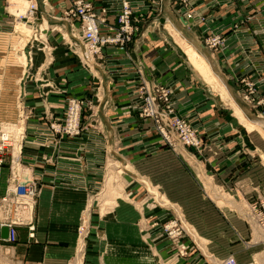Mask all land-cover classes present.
I'll use <instances>...</instances> for the list:
<instances>
[{
	"label": "crops",
	"instance_id": "obj_1",
	"mask_svg": "<svg viewBox=\"0 0 264 264\" xmlns=\"http://www.w3.org/2000/svg\"><path fill=\"white\" fill-rule=\"evenodd\" d=\"M11 1L28 0H0V126L16 123L17 108L20 104L24 106L28 116L21 151L22 180L35 181L39 187L34 208V238L28 237L26 227L17 228L16 242L10 247L14 264H70L76 258L75 249L81 242L78 226L90 196H96L101 189L108 162L140 163L167 153L181 164L200 163L206 179L224 194L231 195L237 206L264 199V160L259 157L250 161L244 155L248 141L235 135L241 129L230 119V110L226 111L224 105L228 102L234 108L232 100L247 121L264 123L239 96L240 79L254 83L264 79V0H191V9L205 16V26L182 22L184 9L178 0H156L154 5L149 0H131L134 13H149L147 23L126 49L105 47L102 58L90 70L70 51L78 38L77 28L61 19L73 0H47L45 7L42 0H37L40 12L36 22L27 27L23 23L17 25L25 28L27 35L16 32V13L10 12ZM84 1L93 4L98 15L101 8L108 7L106 25L115 24L118 0ZM37 26L42 33L32 43V65L21 68L12 57L20 55L25 65L29 50L26 38L30 29ZM207 28L224 36V49L212 52L201 46ZM175 33L204 53L201 54L231 99L214 79L207 80L196 70L203 79L197 75L186 61ZM46 50L50 51V60ZM138 68L149 83L173 89L176 113L187 119L204 143L201 154L190 150L180 157L161 146L151 124L138 119L133 97ZM68 97L90 98L99 125L86 117L84 124L89 122L91 126L86 132L76 138L55 140L58 142L55 144L47 141L45 120L48 115L61 119ZM244 128L247 133L257 131ZM8 179L6 158L0 166V196L6 192ZM216 199L223 201L222 197ZM172 205L171 210L180 213L189 225L186 242L192 250L187 264H203L195 218L179 204ZM128 208L124 222L110 223L108 232L114 247L117 239L131 241L132 228L125 225L132 226L133 216H140L132 204ZM215 208L222 221L217 223L222 226V233L214 241L210 237L211 243H220L212 248L214 255L225 259L232 253L237 264L260 261L264 264V231L248 226L237 207L216 205ZM164 214L158 209L144 225L145 244H150L158 256L166 255L170 248L160 236L159 228L153 226L160 225ZM118 224L119 229L111 227ZM137 225L134 224L135 228ZM226 228L235 235L234 246H230L234 239H229Z\"/></svg>",
	"mask_w": 264,
	"mask_h": 264
},
{
	"label": "built area",
	"instance_id": "obj_2",
	"mask_svg": "<svg viewBox=\"0 0 264 264\" xmlns=\"http://www.w3.org/2000/svg\"><path fill=\"white\" fill-rule=\"evenodd\" d=\"M118 1L119 6L115 14L114 25H106L108 7L101 8L100 15H98L93 4L84 0H73L71 6L61 15L63 21L77 28L78 38H75L76 41L70 46V51L89 70L96 67V61L102 58V50L105 47L126 49L148 21L149 13L145 11L133 12L131 0ZM178 1L184 9V16L181 17L182 22L186 25H206L205 16L201 13L197 14L191 9V0ZM149 2L154 5L157 1L149 0ZM41 5L45 7L47 0H42ZM39 12L37 0H28L24 12L16 15L17 24L20 22L26 27L27 24H34ZM234 28H237V24L234 25ZM41 33L42 30L39 26L30 29V35L26 38L29 50L25 57V67L32 65V43L40 39ZM203 34L205 35L201 44L203 48L212 52L224 49L223 35L209 31L208 28L204 30ZM45 49L46 47L43 48V50ZM45 55L50 60V51L46 50ZM136 74L138 80L133 97L138 119L152 125L161 146L176 154L188 153L190 150L201 154L204 143L187 119L176 113L172 100L173 89L149 83L143 77L140 68L136 70ZM239 83L241 85L239 94L241 101L248 105L260 120L264 121V79L259 83H254L243 78ZM92 108L93 102L90 98L68 97L65 100L61 119L56 120L51 115L46 117L47 141L55 143V140L79 137L91 127L89 122L84 124L83 119L86 117L99 125L97 117L92 113ZM17 109V122L12 126L0 129V166L5 163L6 158L9 159L8 185L5 194L0 196V244L4 248L7 247L6 245H13L16 242L18 227H26L28 237L31 239L34 238L36 228L34 208L39 187L35 181L25 182L22 180L21 151L28 114L21 104ZM156 204L165 214L160 225L154 224L153 226L159 228L160 236L167 241L169 247L174 245L180 249L177 252L181 255L185 251L183 244L189 238V234L183 228L185 220L180 213L173 212L170 207L158 202ZM246 217L250 226L264 231V199L258 198L248 203ZM85 221L83 216L82 224L86 223ZM3 228L7 229L5 239L1 237ZM216 264L237 263L232 256H229Z\"/></svg>",
	"mask_w": 264,
	"mask_h": 264
},
{
	"label": "rangeland",
	"instance_id": "obj_3",
	"mask_svg": "<svg viewBox=\"0 0 264 264\" xmlns=\"http://www.w3.org/2000/svg\"><path fill=\"white\" fill-rule=\"evenodd\" d=\"M17 3L15 5L16 8L21 5L18 1ZM19 28L22 31L24 29L23 27ZM21 30L18 32L20 33ZM22 31L20 34H26ZM194 50L204 58L201 54L203 52H200L197 48H194ZM12 58L15 59L21 68L25 66L20 55L15 54ZM186 61L189 62L188 59ZM206 62L208 64L207 60ZM193 69L196 72L197 68L193 67ZM197 75L201 77L199 73ZM227 103L224 102L226 106L225 110H230V119L234 120V123L238 124L241 129H238L239 132H236L235 135L241 137L243 141H248L245 142L244 155L250 157V161L259 157L263 161L264 132L258 129L257 131L261 134L257 133V131L247 133L244 130V127H246L245 123L239 121L235 109ZM12 125L13 123L6 124V126ZM3 126L5 127V125ZM3 126H0V129ZM254 145L258 147L255 148L253 147ZM177 155L183 157L180 153ZM185 162L186 165L181 164L170 154L164 153L147 158L140 163L132 164L128 161L122 162L121 160L107 163L105 182H103L98 194H95L96 196H90L88 207L83 214L86 223L82 224L81 220L78 226V237L79 240L81 237V242H78L75 249L76 258L70 264H187L192 246H189L186 241L183 244L185 245V251L181 255L177 252L180 249L173 245L166 251V255L158 256L150 244H145L143 238L144 225L160 209L156 204L157 202L166 207H173L172 204H179L185 212H191L198 224L197 242L198 247L203 251L204 256L201 254V258L204 261L203 264L222 262L224 259H218L212 251V248L219 246L220 243L214 244L210 242V237L214 241L222 233V226H218L217 224L222 223V221H220L216 214L218 209L215 206L218 205L221 208L230 205L231 207L239 208L238 212L242 219L248 223L246 217L248 203L245 202L237 206L236 200L231 195L224 194L221 191L222 189L215 187L211 181L206 179L200 163ZM217 197H222L223 202L225 201L224 204H219L216 199ZM131 204L134 207V211H137L140 215L139 218L133 216L132 226L121 223L132 228V235L129 236L131 241L124 242L117 239V246L114 247V241L111 240L108 232L110 230V223L112 221H116L117 223L124 222L126 220L125 211L129 209L128 207ZM112 223L114 224V222ZM134 224H139L140 226L137 225L135 228ZM111 227L119 229L120 226L118 224ZM183 228L190 234L189 225L186 221H184ZM226 230H229V239H234L231 240L230 246H234L236 242L235 235L230 228H226ZM208 238L209 241L205 242L204 239ZM80 243L84 246L81 251ZM6 246L5 248L1 247L0 244V264H14L12 261L13 254H10V247L12 245ZM198 252L201 253L200 251ZM230 256L233 257L234 255L230 253ZM256 264H262V261Z\"/></svg>",
	"mask_w": 264,
	"mask_h": 264
},
{
	"label": "bare ground",
	"instance_id": "obj_4",
	"mask_svg": "<svg viewBox=\"0 0 264 264\" xmlns=\"http://www.w3.org/2000/svg\"><path fill=\"white\" fill-rule=\"evenodd\" d=\"M19 4H21L20 6H18L16 8V3L17 1H11V6L12 8L10 9V11L16 13V15H19V14H22L25 10V7H26V3L22 2V1H18ZM18 4V3H17ZM15 6V7H13ZM20 23V22H19ZM18 25V24H17ZM24 25V24H23ZM18 28V26H17ZM19 29V28H18ZM17 30V29H16ZM20 30V29H19ZM18 30V31H19ZM21 32V31H20ZM24 33L27 34V30L24 28L23 31ZM25 34V35H26ZM175 37H176V40L177 42L180 44V46L182 47L187 59L189 60V63L195 67V69L197 71H199L201 73V75L203 77H205L207 80H210V79H214V81L219 85V87L228 95V97L231 99V97L229 96V93L227 91V88L223 87L222 85H220V81H219V78L217 76L214 75L213 71L211 70V66H209L206 62V60L200 56L192 46L188 45V43L182 38L180 37L177 33L174 34ZM216 70V69H215ZM224 88V89H223ZM232 102V106L234 107L235 111H236V114L238 115L239 117V120L242 122L245 123L246 127H247V130L250 132V131H253V130H262L264 132V123L263 122H258V121H247L244 117V114L242 113L241 110L238 109V107H236L235 103H233V101L231 100ZM264 137V136H263ZM111 171V170H110ZM111 182V181H110ZM108 183V181H107ZM106 184V183H105ZM114 189V188H113ZM119 191V190H117ZM108 192V191H107ZM105 196V195H104ZM103 196V197H104ZM99 200V199H98ZM218 201V200H217ZM223 202V201H222ZM222 202L220 203L218 201V203L222 204ZM83 242V241H82ZM82 247L83 245H81L80 243V251L82 250ZM81 254V253H80Z\"/></svg>",
	"mask_w": 264,
	"mask_h": 264
},
{
	"label": "water",
	"instance_id": "obj_5",
	"mask_svg": "<svg viewBox=\"0 0 264 264\" xmlns=\"http://www.w3.org/2000/svg\"><path fill=\"white\" fill-rule=\"evenodd\" d=\"M6 236H7V229H6V228H3L2 231H1V237H2L3 239H5Z\"/></svg>",
	"mask_w": 264,
	"mask_h": 264
}]
</instances>
